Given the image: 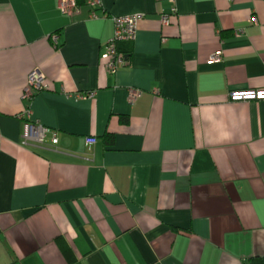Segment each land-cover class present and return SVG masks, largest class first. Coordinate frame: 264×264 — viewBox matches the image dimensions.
<instances>
[{
    "label": "crops",
    "instance_id": "crops-1",
    "mask_svg": "<svg viewBox=\"0 0 264 264\" xmlns=\"http://www.w3.org/2000/svg\"><path fill=\"white\" fill-rule=\"evenodd\" d=\"M59 4L0 0V264L264 256V99L230 98L264 90V0H101L97 18ZM135 14L111 73L112 18ZM35 70L50 88L25 121ZM32 123L50 133L25 145Z\"/></svg>",
    "mask_w": 264,
    "mask_h": 264
},
{
    "label": "built area",
    "instance_id": "built-area-1",
    "mask_svg": "<svg viewBox=\"0 0 264 264\" xmlns=\"http://www.w3.org/2000/svg\"><path fill=\"white\" fill-rule=\"evenodd\" d=\"M85 4L89 7L91 12V18L99 17L98 11L101 9V0H84ZM170 3H174V0H167ZM234 1V0H231ZM78 7V0H60L59 8L65 15H73ZM176 8L173 7L170 14H163L162 22L165 24L170 23L171 15L176 14ZM142 18L141 14L113 17L114 23V35L111 40L104 46V57L107 59V68L111 73H115L121 66L128 64V59L125 54L121 53L118 49V45L125 41H134L137 35L138 22ZM251 22H256L254 19ZM243 30L238 31L241 33ZM53 42L58 43V36H53ZM223 59V52L217 51L214 53L210 62H221ZM50 88V83L47 78L39 71H32L29 75V81L27 87L24 90L22 100L27 104L26 109L19 116L22 120H30L32 115L31 104L37 94L42 91H46ZM230 98L233 101H241L248 99H264V90L259 91H232ZM50 129L40 124H29L27 132L23 136V143L28 145L30 143H42L48 137ZM58 139L53 135L51 142L56 144ZM88 145H93L97 142L95 137H89L87 139Z\"/></svg>",
    "mask_w": 264,
    "mask_h": 264
},
{
    "label": "trees",
    "instance_id": "trees-1",
    "mask_svg": "<svg viewBox=\"0 0 264 264\" xmlns=\"http://www.w3.org/2000/svg\"><path fill=\"white\" fill-rule=\"evenodd\" d=\"M243 264H264V256H254L249 258Z\"/></svg>",
    "mask_w": 264,
    "mask_h": 264
}]
</instances>
